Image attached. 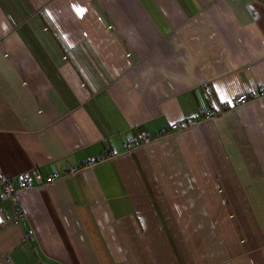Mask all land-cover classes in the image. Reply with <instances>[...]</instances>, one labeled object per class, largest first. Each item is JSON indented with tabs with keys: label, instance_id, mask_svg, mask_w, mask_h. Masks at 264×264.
Segmentation results:
<instances>
[{
	"label": "crops",
	"instance_id": "0c3cea01",
	"mask_svg": "<svg viewBox=\"0 0 264 264\" xmlns=\"http://www.w3.org/2000/svg\"><path fill=\"white\" fill-rule=\"evenodd\" d=\"M262 88L264 0H0V264H264Z\"/></svg>",
	"mask_w": 264,
	"mask_h": 264
},
{
	"label": "built area",
	"instance_id": "2783aa9c",
	"mask_svg": "<svg viewBox=\"0 0 264 264\" xmlns=\"http://www.w3.org/2000/svg\"><path fill=\"white\" fill-rule=\"evenodd\" d=\"M264 96V88L261 90L254 91L248 95H242L239 96L238 98L234 99L231 103H226L224 105V108L229 110L232 108H236L238 106H241L251 99L255 98H260ZM215 116V112L211 110H207L201 114L194 115L191 119V122L188 126L190 125H200L203 121L213 118ZM182 129L181 126H174L170 132H162L160 135L156 136H151V135H142L141 136V144L142 145H148L160 138V136H165V135H172L175 133L176 130ZM126 150H131L132 147L129 144L125 145ZM107 157H100L97 159H92L89 160L87 163V166L93 167L96 164L106 160ZM82 168L81 167H76L72 168L68 171L69 174H76L79 172ZM60 179V177L57 176H50L47 180L46 183L44 184H53L55 181ZM38 180L40 182H43V177L39 173L38 170H32L30 172H23L16 176L14 179H9L3 176H0V198H6L9 199L13 202L16 211L18 212V220L22 216V213L20 212L18 203H17V196L19 192L24 191V190H30L32 189L33 186V181ZM9 221L7 220L6 216L4 215L3 211L0 210V229L3 228L6 224H8Z\"/></svg>",
	"mask_w": 264,
	"mask_h": 264
},
{
	"label": "rangeland",
	"instance_id": "374dc122",
	"mask_svg": "<svg viewBox=\"0 0 264 264\" xmlns=\"http://www.w3.org/2000/svg\"><path fill=\"white\" fill-rule=\"evenodd\" d=\"M192 126H196V125H190V126H187V128H188V127H192ZM150 144H151V143H150ZM148 145H149V144H148Z\"/></svg>",
	"mask_w": 264,
	"mask_h": 264
}]
</instances>
